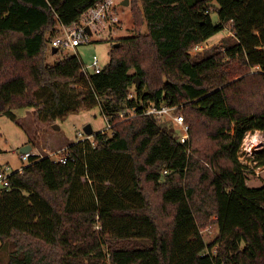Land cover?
<instances>
[{"label":"trees","instance_id":"trees-1","mask_svg":"<svg viewBox=\"0 0 264 264\" xmlns=\"http://www.w3.org/2000/svg\"><path fill=\"white\" fill-rule=\"evenodd\" d=\"M102 1L0 0V113L54 122L98 105L114 123L66 146V162L31 153L10 173L5 264H264V184L249 186L238 159L245 134L264 130V0H132L135 34L99 72L85 75L76 55L50 64L57 26ZM226 27L233 35L190 54ZM148 101L175 106L186 142L142 113ZM255 159L264 165V150Z\"/></svg>","mask_w":264,"mask_h":264},{"label":"rangeland","instance_id":"rangeland-1","mask_svg":"<svg viewBox=\"0 0 264 264\" xmlns=\"http://www.w3.org/2000/svg\"><path fill=\"white\" fill-rule=\"evenodd\" d=\"M123 1L113 0L105 18L97 21L90 28L91 34L87 35V42H83L73 49L59 50L56 53L51 52V45H49L46 54L47 61L52 64L69 54L76 55L80 62L87 66L91 63L93 55H96L99 66L101 68L106 66L109 62L108 51L112 44H117V39L120 37L135 34L130 12L132 0H128V4H123ZM211 15L214 21L218 20L215 12L211 11ZM57 29L53 36L62 32L58 26ZM230 35L233 33L229 27H226L201 43L198 48H192L190 54L194 55L202 52L205 48L220 44L224 38ZM91 69V67L88 68V70ZM75 88L79 92L82 86L76 84ZM12 114L15 117L0 113V169L8 166L9 172L19 170L28 164V161L20 158L21 148L27 144L31 145L33 151H39V155L49 156L52 160H57L58 155L65 153L64 148L66 146L82 138V135L78 134L79 132L83 135L86 134L83 131L86 124H90L94 132L100 131L106 126L104 115L100 112L98 105L83 108L67 114L63 118L57 117L54 122L43 120L34 113L33 108L15 109ZM164 120L168 119L164 118ZM174 131L177 134L180 133L176 126H174ZM256 131L261 133L262 142L247 149L244 145L245 136ZM245 136L238 149V159L246 165V183L249 186H261L264 184V165H257L255 157L264 150V130L248 131ZM260 146L263 148L258 150ZM208 226L211 227L209 232L204 231V228L201 229V234L207 242L212 241L217 234L214 224ZM215 249L216 246L213 251ZM6 259V250L2 248L0 249V264H5Z\"/></svg>","mask_w":264,"mask_h":264},{"label":"built area","instance_id":"built-area-1","mask_svg":"<svg viewBox=\"0 0 264 264\" xmlns=\"http://www.w3.org/2000/svg\"><path fill=\"white\" fill-rule=\"evenodd\" d=\"M113 4V0H103L102 2L90 7L88 11L82 16L81 20L77 23H74L70 26H62V32L58 35H55L50 40L51 48L55 47L59 50H69L70 48H75L79 44L83 42H87V31L86 27L89 26L91 28L93 24H95L97 21L105 18L107 11L109 10L110 6ZM199 45L196 47L198 48ZM92 68L91 70H88V68ZM101 67L99 66V60L96 55H93L92 61L89 65L82 64V70L85 75H88L89 72H99ZM175 106H168V105H155L152 102H147L144 106L142 113L149 114L154 116L158 120L162 119H168L171 120L179 130V141L184 143L188 140V126L184 121L183 116L180 113H175ZM136 111L133 108L121 110L118 113V117L120 120L130 118L134 116ZM106 121V126L101 129V132H112L113 124L109 121V119L104 116ZM79 135H82V138H79L80 140H85L90 138L91 135H87L79 132ZM31 152H21L20 158L21 160H29ZM67 155L65 153H61L58 155L57 161L60 162H66ZM11 172H9V167L6 166L4 169H0V188H5L8 186V176ZM211 227L204 228V231L209 232Z\"/></svg>","mask_w":264,"mask_h":264},{"label":"water","instance_id":"water-1","mask_svg":"<svg viewBox=\"0 0 264 264\" xmlns=\"http://www.w3.org/2000/svg\"><path fill=\"white\" fill-rule=\"evenodd\" d=\"M122 3H123V4H128V0H124ZM86 31H87L88 34H91V30H90L89 26L86 27ZM51 52H52V53H56V52H57V48L52 47V48H51ZM134 83H135V86L137 87V86L139 85V83H140V79H139L138 77H135V81H134ZM83 131H84L87 135H91L93 129H92V127H91L90 124H86V125L83 127ZM30 148H31L30 145H25V146H23V147L21 148V152H27V151H30ZM262 148H263V147L260 146V148H259L258 150H261Z\"/></svg>","mask_w":264,"mask_h":264},{"label":"bare ground","instance_id":"bare-ground-1","mask_svg":"<svg viewBox=\"0 0 264 264\" xmlns=\"http://www.w3.org/2000/svg\"><path fill=\"white\" fill-rule=\"evenodd\" d=\"M262 135L260 132L256 131L255 133H251L245 136L244 145L247 149H250L254 145L262 142Z\"/></svg>","mask_w":264,"mask_h":264},{"label":"crops","instance_id":"crops-1","mask_svg":"<svg viewBox=\"0 0 264 264\" xmlns=\"http://www.w3.org/2000/svg\"><path fill=\"white\" fill-rule=\"evenodd\" d=\"M27 145H29V144H27ZM30 146H31V145H30ZM43 148H44V147H43ZM30 151H31L32 154H39V151H36V152L33 151V150H32V147L30 148ZM19 170H21V169H19Z\"/></svg>","mask_w":264,"mask_h":264}]
</instances>
